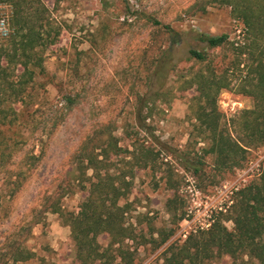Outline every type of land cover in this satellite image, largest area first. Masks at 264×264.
Listing matches in <instances>:
<instances>
[{"label":"rangeland","instance_id":"374dc122","mask_svg":"<svg viewBox=\"0 0 264 264\" xmlns=\"http://www.w3.org/2000/svg\"><path fill=\"white\" fill-rule=\"evenodd\" d=\"M39 1L52 27L46 31V76L29 90L34 103L21 111L19 125L1 135L12 156L6 158L5 170L0 169V256L15 247L30 258L18 262L5 258L0 264H76L70 228L62 216L46 209L56 201L66 213L78 210L86 192L74 184L73 157L101 126L113 131L119 145L127 147L128 137H133L152 153L147 168L136 166L129 157L116 159L114 173L129 175L125 200L131 203L129 223L173 231L160 247L150 243L138 248L136 264H162L169 244L182 242L199 227L207 228L236 191L256 181L264 166L263 145L249 149L240 167L217 170L214 159L204 157L205 145L192 127L188 101L193 92L179 90L178 76L188 77L192 71L187 56L195 49L207 53L230 83L217 103L224 120L253 107L233 66L237 60L245 63L246 54L230 44L208 49L197 40L199 34H227L234 47L243 45L247 37L242 25L228 7L212 0ZM0 16L9 23L6 3L0 2ZM153 21L171 27L178 34L176 44ZM171 46L176 67L164 82L166 100L143 108L141 114L147 118L138 121V99L149 93V78ZM198 159L204 162L203 170L194 177L192 165ZM169 202L177 215L184 213V220L167 214ZM224 224L231 230L230 221ZM98 242L107 243L105 237Z\"/></svg>","mask_w":264,"mask_h":264},{"label":"trees","instance_id":"16d2710c","mask_svg":"<svg viewBox=\"0 0 264 264\" xmlns=\"http://www.w3.org/2000/svg\"><path fill=\"white\" fill-rule=\"evenodd\" d=\"M0 2L10 7V35L0 42V169L5 170L6 158L12 155L6 153L7 141L1 135L15 129L20 123L21 111L34 103L29 90L35 87L38 78L46 76L43 66L49 36L46 31L52 27L45 16L47 9L39 0ZM212 2L230 9L233 19L241 23L247 42L234 47L227 34H199L197 40L208 49L230 44L239 54H246L245 63L237 60L233 66L240 74L243 94L252 98L253 107L224 120L217 103L219 94L227 90L230 83L205 52L188 51L187 61L192 63V71L188 77L178 76V80H182L180 91L193 92L188 109L196 138L205 145L201 151L204 157L211 156L216 169L224 173L240 167L249 149L264 145V0ZM153 23L176 44L178 34L171 27L158 21ZM173 57L171 46L163 52L149 78V93L138 99L141 105L135 114L138 121L147 118L141 114L143 108L166 100L164 82L167 73L176 67ZM193 65L197 66L195 70ZM67 102L75 104L71 98ZM128 138L130 145H119V139L108 126H101L88 135L73 157L74 184L78 190L86 192L78 210L66 213L56 201L49 203L46 209L62 216L70 228L72 257L76 264H136L140 246L154 243L160 247L174 234L165 229L156 230L152 225L143 229L140 221H128L131 203L125 200L129 175L114 173V162L120 157H129L136 166L147 168L152 154L137 138ZM203 165L201 159L195 161L192 176L202 172ZM19 176L18 173L17 181ZM18 187L11 190L16 191ZM170 203L167 214L177 221L184 220V213L177 215ZM227 203L230 204H225L211 218L207 228L199 227L182 242L169 244L163 252L162 264H264V166L256 181L236 191ZM226 221L232 223L231 230L224 224ZM99 237H105L107 243L101 245ZM5 258L18 262L30 257L24 250L8 247L0 261Z\"/></svg>","mask_w":264,"mask_h":264},{"label":"built area","instance_id":"2783aa9c","mask_svg":"<svg viewBox=\"0 0 264 264\" xmlns=\"http://www.w3.org/2000/svg\"><path fill=\"white\" fill-rule=\"evenodd\" d=\"M10 35L9 23L5 16H0V40H6Z\"/></svg>","mask_w":264,"mask_h":264}]
</instances>
